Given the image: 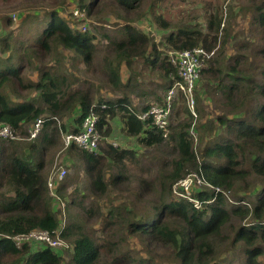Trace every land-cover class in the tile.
I'll use <instances>...</instances> for the list:
<instances>
[{
    "label": "trees",
    "instance_id": "16d2710c",
    "mask_svg": "<svg viewBox=\"0 0 264 264\" xmlns=\"http://www.w3.org/2000/svg\"><path fill=\"white\" fill-rule=\"evenodd\" d=\"M66 1L0 0V10L13 3H42L51 8L44 15L47 25L39 29L35 40L29 44L19 38L15 39L12 31L0 33V124H8L25 133V125H31L39 116L44 118L38 136L27 141L32 142L28 147H21L19 150L16 141H7L0 137V264H61L62 254L68 250L54 249L43 244L38 245L37 249H34L35 245H24L18 249L3 237L27 233L32 229L53 232L61 224L52 206L54 196L49 195L45 173V156L49 148L58 142L60 133L54 117L72 112L70 110L75 107L80 110L76 118L80 124L91 109L97 113L99 152L90 153L73 143L67 147V151L83 164L91 187L101 194H104L110 185L114 188L120 187L127 177L125 164L137 160L136 149L115 147L107 141L111 137V120L114 117L118 116L122 121L125 134L137 137L138 144L144 147L160 144L164 140L161 132L150 126L148 121L141 122L137 119L138 112L126 99L100 98L94 102L90 87L70 89L66 73L68 68L65 63H60L63 56L60 49L71 53L69 60L73 66L84 63L89 67L99 51V45L93 42L95 35L87 30L86 25L84 30L73 26L71 28L68 20L59 15V9L53 8L63 5ZM76 3L79 11H84L99 23L103 13L111 11L115 18L112 25L119 27V37L103 35L109 40L108 47L114 57L99 70L112 89L117 90L123 86L119 75L121 63L131 67L137 59L153 67L157 66L167 78L168 85L173 82L171 76L176 78V71L169 62L168 55L140 28L133 26L136 20L149 11L153 23L160 29L170 30L173 27L172 22L164 19L154 8V2L77 0ZM248 9L260 27L259 34L262 39V44L255 54L262 63H259V79L256 74L244 69V54L241 57L234 56L232 65L223 66L220 54L227 42L228 32L218 4L214 6L213 12L207 15L204 30L199 28L198 24L190 26L188 22L181 21L175 31H169L163 36L164 45L169 49L181 50L202 46L207 50H215V54L202 68L201 78L214 83L211 86L214 91L228 88L224 100L230 106L235 108L237 101H259L249 108L246 121L239 119L235 111L231 113L233 118H227L228 122L224 115H218V121L222 125L226 124L229 135L207 144L198 155L194 150L192 136L187 131L193 115L186 104L183 109L187 122L170 126L169 136L177 151L171 161V170L164 174L163 188H166L165 183H175L182 178V170L189 166L194 170H201L205 180L214 187L212 191L195 190L192 193L198 201L200 200L197 208L187 197L177 194V197L173 195V199L169 201L154 199L152 211L140 209L145 214L143 216L136 214L138 210L135 206L132 212L129 211L125 216H122L120 211L112 213L113 210H110L102 219L103 233H110L118 213L119 223L144 246V255L139 257H133L129 253L121 254L120 250L115 248L118 244L115 241L108 240V244H98L74 220L64 226L60 233L62 239L72 246L70 259L66 264H220L215 260L220 255L222 249H219V246L222 244L225 248L243 245L244 264H264V261L260 260L264 257V0H251ZM37 18L36 15L26 14L20 23L23 24L29 19L33 26ZM6 20L9 25L10 18ZM73 21L75 22V18ZM53 58L56 62L46 63ZM29 68L36 69V81L24 75ZM225 77L228 78L227 82H224ZM178 80L177 77L176 82ZM180 95L183 96L181 93ZM193 99L194 110L203 112L199 110L196 94H193ZM101 104H105V107ZM195 125L197 139L204 140L206 135L203 136L201 131L205 123ZM78 128L73 131H78ZM197 156H201L200 161ZM106 167L117 169V173L110 174L109 182L105 180ZM254 181L259 182L254 184ZM150 186V181H142L136 194L138 202L149 193ZM60 187L56 188L57 195L61 193ZM216 187L235 193V201L227 202L220 191H215ZM251 189H254L252 193ZM241 192L247 193L237 196ZM207 198L212 201L206 203ZM92 211L89 210L90 216ZM232 217L238 219L235 225L231 222Z\"/></svg>",
    "mask_w": 264,
    "mask_h": 264
},
{
    "label": "rangeland",
    "instance_id": "374dc122",
    "mask_svg": "<svg viewBox=\"0 0 264 264\" xmlns=\"http://www.w3.org/2000/svg\"><path fill=\"white\" fill-rule=\"evenodd\" d=\"M76 2L77 0H67L63 5L54 6L53 8L59 9V15L68 20L70 27L81 28L84 26L85 28L86 25L87 30L95 35L93 42L99 45V51L96 56H94L92 64L86 67L84 63L73 66L71 60H69L71 53L65 49H60L63 55L60 63H65L68 68L66 73L69 77L70 89L75 90L90 87L94 102H97L100 98L103 100L126 99L135 111H139L138 113L146 112L148 108L145 110V106L160 104L164 98L163 95H165L170 87L168 85V80L163 76V73L157 66L153 67L150 64H145L140 59L134 60L131 67H128L122 62L119 68V75L123 86L117 90L111 88L106 77L99 71L101 66L108 63L114 57L108 47L109 40L103 35L110 34L113 37H119V27L112 25L115 18L109 10L103 13L100 23L96 22L94 17L87 16L84 11L74 13V10L78 8ZM147 2H154V8L164 19L172 22L173 27H171L170 30L160 29L159 26L153 23L149 11L145 12V16L136 20L133 26L140 28L149 38H152L158 43V48L167 55L168 51L171 49H169L167 45H164V34L169 31H175L178 27L177 25L180 24L181 21L188 22L190 26L198 24V27L204 30L207 15L213 12L214 6L218 4L219 12L223 19L222 21L227 27L228 32L227 42L224 45L223 52L220 54V60L224 64L223 66L232 65L234 63V59H232L234 56L239 55L241 57V55L244 54L246 55V67L244 69H246L247 72L256 74L259 79L258 73L261 70L260 64L262 65V63L258 61L255 54L262 44V39L259 34L260 27L257 22L254 21L251 11L248 9V6L251 5V0H147ZM50 10V7L42 3L37 5L29 3L17 5L13 3L9 7L0 10V33L7 30L12 31L15 39L19 38L29 44L35 40L39 29L47 25L44 15ZM26 14L38 16L33 26H31L29 19L23 24L20 23L21 19L24 18ZM15 15L17 17H13ZM7 18L11 20L9 25H7ZM73 18H75L76 23L73 21ZM120 22H122V20ZM53 62H56V59L53 58L46 63L49 64ZM36 64L38 65V62ZM24 75L27 78L35 81L37 80L35 68H29ZM225 81L227 82L228 78L225 77L224 82ZM213 84L214 83L207 82L204 78H201L200 74L193 91V94L198 96L197 104L199 110L203 111L199 113L194 110L195 115L190 111L194 117L192 118L190 127H187V131L190 133L193 124V130L196 133L195 138L192 133L190 134L197 155L207 144L219 141L222 136L228 137L229 133L227 132V126L226 124L222 125L218 121V115H224V118H226L228 122L227 118H233L231 113L235 111L238 117H240L239 119H244L246 121L249 108L255 102H259L253 99L247 102L237 101L236 107L233 108L224 100L225 95L228 93V88H221L218 89V91H214L211 88ZM30 95L32 96V93ZM173 102L172 115L169 121L170 126L177 125L180 122H187V115L183 109V105L185 108L187 106H185L186 102L184 96L180 94L176 95L175 101L173 100ZM103 103H105V101H103ZM255 104L253 106H255ZM70 111L72 112L68 111L65 114H61V116H57L55 120L57 123L56 125L62 133H59L58 142L49 148L45 156L46 174H48L49 170L55 164L63 165L67 170L65 178L58 184V187L61 186V193L58 194L57 197L54 196V199L52 198V206L57 213V218L60 220L61 226L64 227L67 224L73 223L75 220V223L80 224L81 229L91 235L98 244H108V240L109 242L115 241L118 243L115 248L119 249L121 254L129 253L133 257L144 255V246L139 239L130 235L123 228V225L119 223L118 213L115 216L114 223L111 225L110 233L114 232L111 235L110 233H103L102 227H104V221H102V219L105 215L107 216V214L110 213V210H113L112 213L120 211L121 215L125 216L129 211L132 212L134 206L138 210L136 214H138V216H143L145 214H143L140 209L145 208L148 211H152L154 209V199L169 201L173 199V195H177L172 190L174 182L165 183L164 186L166 188H163L162 185L164 174L171 170V161L177 151V148L174 147V143L169 136L170 129L168 128V132L166 136L163 137L164 140L160 144L150 147H144L139 144L138 146L140 148L135 147L137 150V160L125 164L127 166L125 172L127 174L126 179L122 181L120 187L114 188L110 185L107 187L104 194H101L95 192L91 187L89 176L86 174L83 164L64 147L62 141L63 133L72 132L73 129L77 127L80 129L82 125V123L78 124L76 121L80 110L74 107ZM113 120L115 128L113 123H111V126L114 128L113 132L115 135L120 134L125 136L126 134L121 128L122 121L118 116L114 117ZM203 122L205 125L201 132L203 133L202 135H206V137L204 140H199L197 139L198 134L194 129V125L196 124L195 126H197ZM29 126L30 123L23 127L25 133H21L20 130L15 129L17 138L7 141H16V144H19V150L21 147H28L29 144L32 143L27 142L31 141V139L27 138V129ZM126 143H130V141L126 139ZM26 153H28L27 150ZM197 160L200 161L201 156H197ZM193 170V168L186 166L182 172L185 174ZM115 173H117L115 167L111 169L110 167H106L105 180L109 182L110 174ZM143 180L151 182L150 191L138 202L136 200V194ZM258 182L259 181H254V184H258ZM255 186L260 187V185ZM195 190L198 192H211L212 188L203 183L193 184V188L189 192L191 197L189 201L197 208L200 200L198 201L192 195ZM250 191L252 193L254 189ZM48 192L51 196L52 194L49 188ZM220 192L226 198L227 202L233 203L235 201L233 198L235 193L231 191L228 192L223 188H220ZM246 193L247 192H241L238 193L237 196L246 195ZM179 195L180 194L177 196ZM211 201L212 199H206V203ZM248 201L249 200H246V202ZM89 210H93L91 216ZM237 221V218L232 217L231 222L233 225H235ZM226 231L227 230H225V232ZM66 242L68 250L62 254L63 261L61 264H66L67 260L70 259L72 246H70L68 241ZM37 248L38 245H36L34 249ZM243 248L244 246L241 244L235 245L234 248H225L224 244L220 245L219 249L222 250L215 262H219L220 264H244L245 254ZM260 260L264 261V257H261Z\"/></svg>",
    "mask_w": 264,
    "mask_h": 264
},
{
    "label": "built area",
    "instance_id": "2783aa9c",
    "mask_svg": "<svg viewBox=\"0 0 264 264\" xmlns=\"http://www.w3.org/2000/svg\"><path fill=\"white\" fill-rule=\"evenodd\" d=\"M79 10L75 9L74 13ZM13 17H17L16 15ZM82 30L85 28L82 26ZM215 54V50H207L202 46H196L190 49L170 50L168 52L169 62L175 68L176 76L179 78L166 92L163 101L160 104H151L146 112L137 113L136 116L140 121H148L150 126L159 130L162 136H166L168 128L170 129V118L173 109V100H175L177 93H181L184 98L189 111L194 115V99L193 91L195 84L198 81L201 70L208 59ZM105 107V104H101ZM192 114V115H193ZM56 120V117H54ZM44 118L39 116L35 118L32 124L27 129V138L34 139L38 136L42 129ZM98 115L91 109L83 118L81 128L76 132H64L62 141L64 147H68L71 143L78 148L86 150L90 153L99 152L100 135L97 131ZM191 126L190 133L195 138L196 133ZM62 133V131H60ZM191 135V134H190ZM0 137L5 140H14L17 138L16 130L8 124H0ZM116 145L115 142H112ZM67 173L63 165L55 164L48 172L46 178L47 188L51 194L57 197L56 188L58 184L65 178ZM194 183H203L206 186L214 188L209 184L203 176L201 170H193L187 172L182 178L178 179L172 186L175 194H180L191 200L189 195ZM220 191V188H215V191ZM198 202V201H197ZM60 224L59 228L53 232L42 229H32L27 233H19L14 235H3L4 238L10 240L14 247L21 249L24 245H47L54 249H65L68 247L67 242L62 239L60 233L62 230Z\"/></svg>",
    "mask_w": 264,
    "mask_h": 264
},
{
    "label": "crops",
    "instance_id": "0c3cea01",
    "mask_svg": "<svg viewBox=\"0 0 264 264\" xmlns=\"http://www.w3.org/2000/svg\"><path fill=\"white\" fill-rule=\"evenodd\" d=\"M145 107L147 108L148 106H145ZM137 112H139V111H137ZM111 123H113L114 128H115V124H114V120L113 119L111 120ZM114 128H112V133H111L112 137L110 139H107V141L111 145H113L112 142H115L116 145H113L115 147L116 146H121V148H128V149H136L135 147L140 148L138 146L139 145L138 142H136L137 141V137H135V136H129V135L122 136L120 134L119 135H115V133L113 132V129ZM121 128H122L123 132L125 133V131L123 129V126ZM121 128H120V130H121ZM126 139L129 140L131 144L130 143H126Z\"/></svg>",
    "mask_w": 264,
    "mask_h": 264
},
{
    "label": "clouds",
    "instance_id": "9594fccd",
    "mask_svg": "<svg viewBox=\"0 0 264 264\" xmlns=\"http://www.w3.org/2000/svg\"><path fill=\"white\" fill-rule=\"evenodd\" d=\"M171 50H174V49H171ZM169 51H170V50H169ZM169 51H168V52H169ZM168 60H169V56H168ZM171 78L173 79V82L169 84L170 87L176 82L177 76H176V78H174L173 76H171ZM170 87H169V88H170ZM169 88H168V89H169ZM166 92H167V91H166ZM165 94H166V93H165ZM178 94H180V93H177V95H178ZM163 96H165V95H163ZM163 99H164V98H163ZM162 101H163V100H162ZM174 101H175V100H174ZM173 104H174V102H173ZM149 106H150V105H149ZM149 106H148V107H149ZM148 107H147V108H148ZM147 108H146V109H147ZM146 109H145V110H146ZM189 112H190V111H189ZM190 113H191V112H190ZM191 114H192V113H191ZM196 116H197V114H196ZM136 117H137V116H136ZM193 117H194V116H193ZM137 119H138V118H137ZM138 120H139V119H138ZM141 122H143V121H141ZM73 132H74V131H73ZM195 170H200V169L198 168V169H195ZM202 174H203V173H202ZM203 176H204V175H203Z\"/></svg>",
    "mask_w": 264,
    "mask_h": 264
}]
</instances>
